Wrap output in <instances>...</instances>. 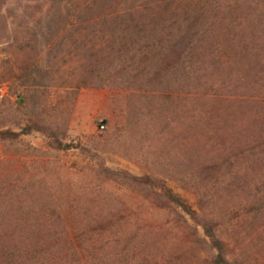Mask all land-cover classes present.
Returning a JSON list of instances; mask_svg holds the SVG:
<instances>
[{
    "label": "trees",
    "instance_id": "1",
    "mask_svg": "<svg viewBox=\"0 0 264 264\" xmlns=\"http://www.w3.org/2000/svg\"><path fill=\"white\" fill-rule=\"evenodd\" d=\"M14 15L20 33L6 21L0 34V124L19 109L27 122L0 127V264H264V0H22ZM81 87L116 92L125 118L105 138H139L130 158L153 173L102 163L43 197L46 177L26 170L38 149L21 138L69 149L35 98ZM104 182L166 219L135 218L93 188Z\"/></svg>",
    "mask_w": 264,
    "mask_h": 264
},
{
    "label": "rangeland",
    "instance_id": "2",
    "mask_svg": "<svg viewBox=\"0 0 264 264\" xmlns=\"http://www.w3.org/2000/svg\"><path fill=\"white\" fill-rule=\"evenodd\" d=\"M21 2L22 0H12L7 4L6 11L3 9L2 12L5 13L6 19L0 20V34L3 32L4 22L6 21H8L14 35L20 33L17 25L21 22L14 15V8H18ZM13 33L12 36H14ZM0 53H2L0 54L1 61L5 57V52ZM72 63H74V60L70 61L66 66V68H69L67 69V75L73 69L70 67ZM7 92L8 87L3 86L0 88L1 94L6 95ZM13 92L14 86L12 85V90L9 92V95H11L9 104L16 106L18 98ZM35 102L37 103L34 110L35 114L40 113L45 115V117L51 116V121H55L61 129L60 137L62 141L70 147L67 150L55 149L51 146L50 139L37 131L22 136V143L32 145L38 149L35 157H29V165L27 164L26 170L37 173L39 177H46L47 184H44L46 186H40V194L43 197H46L45 195L48 194L49 190L58 196L63 190V181H69L73 177L76 180L79 174L83 175L85 179L86 173H92L102 163L113 170H125L135 175L153 173L152 169L130 158L133 151L132 146L137 144L136 142L139 138L132 139L129 135L123 136L119 134L117 142L112 140L108 142L105 138L106 131L111 128L117 129L116 132L118 133L120 123L125 118L124 111L126 110L119 105L116 92L107 89L81 87L74 93L71 90L57 88L52 89L48 96L43 94L40 96L39 93L37 98H35ZM20 110L17 113L11 110L5 112V118L0 127L19 130L27 122V116L23 112L25 110ZM30 112L28 113L27 111L26 113L30 114ZM48 118L50 119V117ZM102 125L105 126L104 129L101 128ZM133 140L134 142H132ZM76 147H86L90 152L82 151ZM4 148L19 151H24L23 148L25 149L23 146L22 148L13 146H5ZM19 164L22 165L23 163L20 162ZM167 180L168 185L175 193L181 196L194 209L198 210V196L195 191L183 187L173 178H167ZM93 188L99 192L106 189L113 193V197L117 201L120 200L133 211L135 218L142 216L143 219L164 220L167 217L163 213L151 210L147 202L148 205L143 204L142 196L138 192L123 188L119 189L120 186L110 182H104L100 186L95 183ZM113 202L111 201V204ZM105 203L107 204L108 202L105 201ZM190 223L194 226L191 221ZM198 231L202 235L200 227H198Z\"/></svg>",
    "mask_w": 264,
    "mask_h": 264
},
{
    "label": "built area",
    "instance_id": "3",
    "mask_svg": "<svg viewBox=\"0 0 264 264\" xmlns=\"http://www.w3.org/2000/svg\"><path fill=\"white\" fill-rule=\"evenodd\" d=\"M1 96H3V94H1ZM104 127H105L104 125L101 126L102 129H104Z\"/></svg>",
    "mask_w": 264,
    "mask_h": 264
}]
</instances>
